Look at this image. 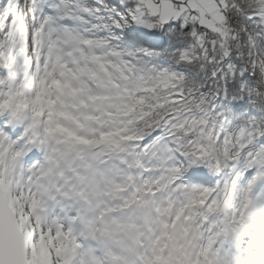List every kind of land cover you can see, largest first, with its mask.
Returning <instances> with one entry per match:
<instances>
[{"label": "snow or ice", "instance_id": "1", "mask_svg": "<svg viewBox=\"0 0 264 264\" xmlns=\"http://www.w3.org/2000/svg\"><path fill=\"white\" fill-rule=\"evenodd\" d=\"M0 264H264V0H0Z\"/></svg>", "mask_w": 264, "mask_h": 264}]
</instances>
